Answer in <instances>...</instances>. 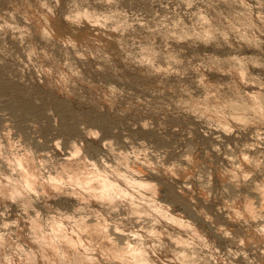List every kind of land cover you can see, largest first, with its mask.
<instances>
[{"label": "rangeland", "instance_id": "obj_1", "mask_svg": "<svg viewBox=\"0 0 264 264\" xmlns=\"http://www.w3.org/2000/svg\"><path fill=\"white\" fill-rule=\"evenodd\" d=\"M47 6L57 17L54 27L65 34L53 36L43 30L45 16L52 18ZM247 6L253 16L264 15V0H248ZM77 8L111 17L99 29L74 31L60 22L74 16ZM214 10L226 19L220 31L213 39H194L193 30L201 25L197 18L214 20ZM235 11L240 8L229 0H0V140L9 157L16 159L30 153L29 145L36 153L32 159L28 156L30 163L34 158L32 164L42 165L35 163L40 168L35 190L24 193L29 203L0 199V236L11 240L2 247L6 252L21 253L18 257L32 254L41 240L33 234L36 221L44 224L58 213L81 214L97 222L107 211L105 204L72 197L68 182L72 188L63 183L60 191L43 183L62 173L67 160L72 166L89 161V168H94L98 160L112 167L125 156L128 165L123 168L129 166L138 179L157 184V198L171 213L187 217L205 232L209 252L205 246L197 248L209 259L212 254V264H264L259 225L264 224L259 206L264 123L255 120L250 127L225 130L190 107L205 98L206 88L227 95L237 90L264 94V26L255 31V45L241 40L238 26L226 36L222 29ZM237 58L258 62L250 75L256 81L239 78L234 69ZM72 145L82 151L79 157ZM231 168L239 170L232 181L226 177ZM247 194L259 203L255 206L262 213L257 210L255 217L235 214L237 208L232 207ZM117 210L106 218L110 225L141 224L138 216ZM58 237L55 242H60Z\"/></svg>", "mask_w": 264, "mask_h": 264}, {"label": "bare ground", "instance_id": "obj_2", "mask_svg": "<svg viewBox=\"0 0 264 264\" xmlns=\"http://www.w3.org/2000/svg\"><path fill=\"white\" fill-rule=\"evenodd\" d=\"M229 2L232 3L233 5L238 6L240 8V11L238 12L235 11L233 15L231 14L229 15L230 17L227 19L228 21H226L225 27L224 25L221 27V28L224 27V29H222L223 30L222 33L228 36L229 32H231L230 30L238 26L239 29L237 30H239L238 33L240 34L241 40H243L248 44H252V45L257 44L258 42L255 39L254 35H256L255 31H257L259 27H260L259 29H261V27L264 26V15H260L257 17L253 16V13H251L247 8L248 0H229ZM43 7L46 8L45 5H43ZM77 9L78 10L74 16H71L68 19L66 18L67 20L66 22H60L65 26H67L68 28L71 27L70 29L74 31L81 29L89 30L90 28L95 30L99 29L100 27L105 25V22L111 17L107 13H100L92 9H84V8H77ZM48 10H50L49 7L47 9V13ZM41 13H39L41 17L45 15L44 12ZM50 15L52 16L51 19L46 18L45 16V19L43 21V30L46 33H48V35L65 34L66 31L59 30L57 27H54L53 19L55 20V18L57 17L52 14ZM211 15L215 16L214 20L209 19L206 16L204 17L202 15H200L201 17L199 16V19H201V21H199V19L197 18V21L199 23L201 22V25L200 27L196 26V28H194L193 30L194 39H203V40L213 39L216 34L215 32L220 31L218 29L220 27L221 20L223 21L225 19V18L223 19L224 16L222 17L221 16L222 14L220 15L215 10L213 14L211 13ZM216 16L218 17V20H216L217 19ZM222 24L223 23H221V25ZM185 35L187 34L185 33ZM254 64L256 65L258 64V62L256 60L245 61L243 59L237 58L235 60L234 69L236 70V73L239 75L240 79L244 80L248 77L247 79H251L253 83V81H256V79H252L253 77H251L250 75H251V67ZM206 89H207L206 95L204 96L205 98L202 100L200 99L193 101L192 103H190V107L193 110H196L201 114L210 117L208 120H210L211 118L214 119L225 130H232L236 126H242V125L244 126L249 122L255 120L264 123V94L262 92L255 91L252 95H249V94H243L244 93L243 91H242L243 93L237 92L238 91L237 90L234 92V94L227 95L226 93H223L221 91L214 93V91H212L211 88H206ZM3 142L0 140V199L1 200L23 199L24 201H27L26 203H29L30 199L25 197L24 193L27 190L29 191L30 189L29 192L27 191L29 194L31 191L35 190V189L32 190L33 188H36L35 181L37 180H35V178L38 179L36 173L38 171L37 169L39 168V166L36 164L39 163L41 165V162L39 161L40 157L38 163H36L37 162L36 161L34 162V164H32V162L35 160L34 158L33 160H31L30 163L29 159H32L31 157H35L36 153H34L35 151H33V149L29 147V145L27 146V148L29 149L27 150L30 151V153H27L28 155L27 154L22 155L17 159L14 158L12 154L10 156H12L13 158L9 157V153H8L9 150L8 151L6 150V147L4 145L5 143L3 144ZM73 149L75 154L78 155V157L82 154L81 153L82 151L79 148L74 147ZM27 150L25 151L27 152ZM122 153L123 152H121V156ZM125 154L127 155V153ZM73 155H71V157ZM28 156L31 157L28 159ZM73 157L76 158V156ZM127 158L128 157L125 156L122 157L124 162L121 161V163L119 162V164L117 163V165H114L112 167H108L104 163L98 160H94L95 161L94 168H89L90 166L87 165L89 161L87 160H84V163L85 161H87V163L85 164L78 163L75 166L68 164L71 160H67L65 161V165L63 166L64 169H62L63 170L62 173H58L59 172L58 171L57 174H55L54 176L52 177L51 175L48 176L50 177V180L43 177L46 180V182L47 180L49 182L47 183L41 182V184L43 183L45 187L47 188L49 187V190L53 189L54 191L56 190L60 191L61 188H63L64 186L63 183H65L67 187L71 185L73 188L72 187L69 188H72L70 189L72 192L71 196L73 195L72 197L74 198L78 197V199L83 198V200L94 199L98 201V203L100 202V204L102 205L105 204L107 206L106 209L107 211H105L103 215H101V217L99 214L100 219L98 218L97 222H93V221L89 222L85 219L86 217L85 216L83 217V215L81 214L80 215L82 217L80 215L79 216L74 215V217H71L73 214L71 215L70 212L69 213L71 216L67 215L69 213H64V215L61 213L60 214L56 213L57 215H54L53 217L50 216L49 217L50 219L48 218V220L45 221V223L42 220L44 224H41L40 221L38 223L37 220L36 226L33 227V225H35L34 222L35 219L36 218L38 219V217H36L34 220H32L34 222L32 225L34 231L33 234L36 235V240L41 239L40 242H37L38 247L36 251L33 250V253L31 252L32 254H28V255L23 254L24 255L23 257H18L19 254L16 256L14 255V253L12 254V252L11 254H9L10 252L9 253L6 252V249H4L5 247L4 248L2 247L6 243L11 242V240L4 237V235L3 236L1 235L0 264H212L210 262V259L212 260L213 258V256H211L212 254L209 255L210 257H212L210 259L208 255L205 254V250L208 251L209 248V247L207 248L206 246L210 245L209 238L205 234V232L202 231L196 224H194L187 217L178 214L174 215L173 213H171L167 204H164L157 198L159 195V189L157 184L151 181L138 179L137 177L134 176V174L136 175V173H133L134 170L131 171L129 166H128L129 170L125 169V167H127L128 165L126 162L128 160ZM4 159H6L8 162L5 161ZM16 160L18 164L15 163ZM10 162L11 164L12 163L15 164V165L12 164L13 171L11 170L12 167H10L9 165ZM76 162H80V161L76 160ZM13 165L15 167L17 166L18 168L14 169ZM123 165H125L124 168L122 167ZM61 168L62 167H60L59 169ZM226 170H227L226 172L227 179L229 178L230 180L231 179L236 180L238 178V173H239L238 169L231 168L230 170L229 169ZM39 172L40 171H38V173ZM243 175L245 174L243 173ZM67 182L70 184L69 186L67 185ZM225 182L227 184L228 181ZM235 183L237 185V182ZM256 184L258 185V182ZM44 186L43 189L45 188ZM224 186L225 185H223V188L226 189V187ZM257 188L259 189V187ZM37 189H41V188L37 187ZM248 194L245 195L241 201L239 200L233 201L232 207L235 206L237 208L235 214H238L240 216L255 217L258 214L257 210H259L258 205L255 206V204L258 202L255 203L252 197L250 195L248 196ZM260 194H259L260 197L259 195L258 197L260 198L259 200H261L259 201L261 202L260 203L261 205L259 203L258 204L259 206L262 207V209H264L263 188H262V193ZM87 206H89V204ZM119 208L128 211V213L130 214L136 215V217L138 216L137 218H140L138 220L142 221L141 224L136 226L135 228L122 225L124 224L122 222H121L122 224L116 222L117 224L113 223V225H110L107 221V219L109 218L108 215L114 213V210L116 211ZM259 211L260 213H262L261 210ZM260 213L259 216L261 215ZM262 215L260 217H262ZM37 216H39V214ZM141 218L143 220H141ZM259 225L261 226V228L263 227L262 229H264V224L263 225L259 224ZM57 235L60 236L61 238L60 242H55V239L57 240V238H59ZM54 237L56 238L54 239ZM15 240L18 241V239ZM198 245L200 246L202 245L203 247L205 246L207 249L206 248L205 250L203 249L204 252L200 251L197 248ZM202 246L201 248L199 247L201 250H202ZM5 257H8L9 259L5 260Z\"/></svg>", "mask_w": 264, "mask_h": 264}, {"label": "clouds", "instance_id": "obj_3", "mask_svg": "<svg viewBox=\"0 0 264 264\" xmlns=\"http://www.w3.org/2000/svg\"><path fill=\"white\" fill-rule=\"evenodd\" d=\"M57 3H59V0H57ZM46 6V5H45ZM4 227H8V225H4ZM260 231L262 232V233H264V229H260ZM241 243H243L242 241H241ZM9 258L8 257H5V260H8ZM250 264H251V262H250Z\"/></svg>", "mask_w": 264, "mask_h": 264}]
</instances>
